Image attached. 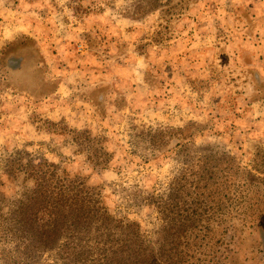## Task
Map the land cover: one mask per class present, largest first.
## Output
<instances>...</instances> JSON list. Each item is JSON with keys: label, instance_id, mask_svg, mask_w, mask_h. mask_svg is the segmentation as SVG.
Here are the masks:
<instances>
[{"label": "rangeland", "instance_id": "374dc122", "mask_svg": "<svg viewBox=\"0 0 264 264\" xmlns=\"http://www.w3.org/2000/svg\"><path fill=\"white\" fill-rule=\"evenodd\" d=\"M163 4L0 0V215L33 189L10 168L48 162L100 187L168 262L195 218L219 227L196 258L264 264V0ZM74 132L102 140L106 170Z\"/></svg>", "mask_w": 264, "mask_h": 264}, {"label": "trees", "instance_id": "16d2710c", "mask_svg": "<svg viewBox=\"0 0 264 264\" xmlns=\"http://www.w3.org/2000/svg\"><path fill=\"white\" fill-rule=\"evenodd\" d=\"M147 1L151 10H159L164 7V1L170 6L177 0ZM73 135L77 147L90 156L95 167L103 170L109 167L111 154L95 146L102 140L93 138L89 132H74ZM23 174L24 181L31 183L33 189L17 210L7 217L0 215V246H14L13 255L5 249L0 250L2 264H43V258L48 255L53 259L51 264L211 263L196 258V254L209 246L208 239L219 227L198 230L195 218H187L194 226L180 232L171 263L166 260L163 247L156 250L146 242L138 224L119 221L110 213L100 187L89 185L80 176L73 178L61 173L55 164H35L24 158L18 161L17 167L10 168L9 176ZM176 217L177 214L169 219L175 223ZM223 218L220 214L219 219ZM229 231L222 230L224 235ZM181 236L192 253L189 260L178 261ZM197 240L201 242L200 247Z\"/></svg>", "mask_w": 264, "mask_h": 264}]
</instances>
